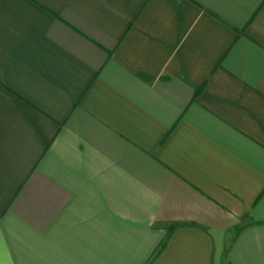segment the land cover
Listing matches in <instances>:
<instances>
[{
	"label": "crops",
	"instance_id": "0c3cea01",
	"mask_svg": "<svg viewBox=\"0 0 264 264\" xmlns=\"http://www.w3.org/2000/svg\"><path fill=\"white\" fill-rule=\"evenodd\" d=\"M0 264H264V0H0Z\"/></svg>",
	"mask_w": 264,
	"mask_h": 264
}]
</instances>
